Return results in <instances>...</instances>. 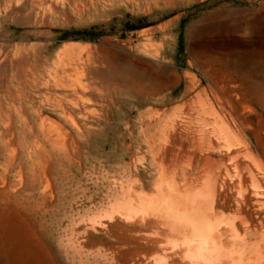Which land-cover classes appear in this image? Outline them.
I'll use <instances>...</instances> for the list:
<instances>
[{"label":"rangeland","instance_id":"rangeland-1","mask_svg":"<svg viewBox=\"0 0 264 264\" xmlns=\"http://www.w3.org/2000/svg\"><path fill=\"white\" fill-rule=\"evenodd\" d=\"M71 43L92 48L87 67L99 75L62 74ZM59 77L87 91L53 90ZM209 106L264 165V0H0V264L165 257L160 220L125 222L110 207L132 186L153 199L190 171L197 158L162 127L184 120L185 139L197 140L213 130L197 114ZM260 163L243 166L259 173L264 202Z\"/></svg>","mask_w":264,"mask_h":264},{"label":"bare ground","instance_id":"bare-ground-1","mask_svg":"<svg viewBox=\"0 0 264 264\" xmlns=\"http://www.w3.org/2000/svg\"><path fill=\"white\" fill-rule=\"evenodd\" d=\"M63 56H69V59H66L69 65H64L61 62L59 66L63 67L61 70L62 74L65 76L69 68L71 71L78 72L81 69L83 71L82 73L85 72V75L87 71H89V73L91 72L93 76L99 75V70L97 68L90 71L87 67H90V63L94 61L96 63L98 60V56L92 54V48L89 45H81L79 43L67 44L58 55V60L62 61ZM23 61L24 60L20 62L23 63ZM25 62L26 60L24 64ZM73 74L76 73L73 72ZM31 75L33 77L36 75V77H39L40 74L34 72V74L32 73ZM89 75L90 74H88V76ZM91 76L92 75H90V77ZM62 78L57 80L54 88H52L53 90H61L71 95L87 91V85L81 84L76 86ZM96 82L98 81L94 83ZM48 85L47 83L44 84V86ZM97 87L100 88V86ZM60 98H63V96H60ZM76 100H78V98H76ZM98 101L100 102V100ZM197 114L200 118L206 116L209 122L207 125L213 126L212 132L203 129L197 130L196 134L199 135L197 140L189 141L185 139L184 129H182L185 124L184 120L174 118L169 120L168 117L169 122H164L162 127L165 139L167 141L170 139L174 146L179 145L178 151L180 154H182L185 149H188L185 155L187 154L192 158H197L190 171L182 173L180 178L174 176L171 180H167L168 183L166 184L168 189L166 193L162 191L163 184L161 183L162 185L158 187L159 194L153 199L147 198L145 195L135 194L133 190L134 187L132 186V188L123 193L119 202H115L111 205L109 214L111 216L117 214V216L125 222H131L132 220L144 222L151 218L161 221V224L167 228L165 237L168 239V243L166 244L167 249L162 250L168 251L165 257L155 258L153 261L155 264H264V217L260 216V213L264 211V202L261 200L262 194L260 190L262 186L259 182L260 176L251 165L246 164L243 166L244 161L256 165L260 162H258V158L256 159L254 156L249 142L239 134L238 129L235 128L236 123L234 120L230 124L226 115L216 110L213 106L202 108ZM157 115L154 116V118H156ZM233 125L235 127H233ZM52 126L53 125H51V127ZM213 136H215V138H213ZM166 147L168 148V146ZM171 152V155L175 154L174 150ZM227 165H232L235 171L229 170ZM263 166L264 165L260 163L257 167L262 171V178L264 179ZM1 194L3 195L2 192H0V195ZM227 212L233 213L232 216H226ZM132 252H134V250ZM141 254H143V256H141ZM145 256H147L146 253L137 251L130 259V264H137L139 260L143 262Z\"/></svg>","mask_w":264,"mask_h":264}]
</instances>
